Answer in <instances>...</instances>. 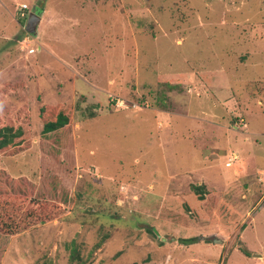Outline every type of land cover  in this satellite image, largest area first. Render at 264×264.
<instances>
[{"label": "rangeland", "instance_id": "1", "mask_svg": "<svg viewBox=\"0 0 264 264\" xmlns=\"http://www.w3.org/2000/svg\"><path fill=\"white\" fill-rule=\"evenodd\" d=\"M8 121L0 264H264V0H0Z\"/></svg>", "mask_w": 264, "mask_h": 264}, {"label": "trees", "instance_id": "2", "mask_svg": "<svg viewBox=\"0 0 264 264\" xmlns=\"http://www.w3.org/2000/svg\"><path fill=\"white\" fill-rule=\"evenodd\" d=\"M15 89L16 86L6 83L4 84L1 91L3 94H7L10 90ZM39 117L42 122L41 133L43 135L54 134L55 132L68 126L72 119L70 112L64 109L62 105H42L39 108ZM19 123L20 122H18V125H16L15 122L8 121L7 123L0 125V156H8L15 146L23 139L25 133L23 132L22 125ZM192 190L194 194H196L199 201L204 200V186H192ZM13 202L14 200L10 201L11 204ZM9 206L10 205H4L3 208H0V214L4 220V227L0 226V231L6 235H11L15 231L10 219L7 218L11 215L9 212ZM16 219H18L17 216ZM185 241L191 244L193 243L194 239L191 238Z\"/></svg>", "mask_w": 264, "mask_h": 264}, {"label": "water", "instance_id": "3", "mask_svg": "<svg viewBox=\"0 0 264 264\" xmlns=\"http://www.w3.org/2000/svg\"><path fill=\"white\" fill-rule=\"evenodd\" d=\"M39 22L40 15L34 13L29 14L25 25V31L27 32V34L36 35ZM216 241L217 240H214V242Z\"/></svg>", "mask_w": 264, "mask_h": 264}, {"label": "built area", "instance_id": "4", "mask_svg": "<svg viewBox=\"0 0 264 264\" xmlns=\"http://www.w3.org/2000/svg\"><path fill=\"white\" fill-rule=\"evenodd\" d=\"M22 10H21V12L19 13V17L21 18V19H27L28 18V15H27V13L26 12H24L26 9H27V7L25 6V5H23L22 6V8H21ZM25 41V39L22 41V42H24ZM33 49H31V48H27V52H28V54H31V53H33ZM226 165L227 166H229L230 165V163H226Z\"/></svg>", "mask_w": 264, "mask_h": 264}, {"label": "crops", "instance_id": "5", "mask_svg": "<svg viewBox=\"0 0 264 264\" xmlns=\"http://www.w3.org/2000/svg\"><path fill=\"white\" fill-rule=\"evenodd\" d=\"M255 137H260V138H263L264 139V134H260V133H256V134H253ZM251 144V143H250ZM252 146H253V144H252ZM240 152V155H242L243 153V155H246L245 156V158H247V160H253V158H254V156H251L250 155V151L249 152H246V151H244L243 150V152L242 151H239ZM242 153V154H241ZM258 172H263L262 170H258ZM264 173V172H263Z\"/></svg>", "mask_w": 264, "mask_h": 264}]
</instances>
